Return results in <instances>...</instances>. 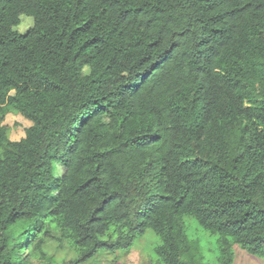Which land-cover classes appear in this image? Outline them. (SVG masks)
Wrapping results in <instances>:
<instances>
[{
    "label": "trees",
    "instance_id": "obj_1",
    "mask_svg": "<svg viewBox=\"0 0 264 264\" xmlns=\"http://www.w3.org/2000/svg\"><path fill=\"white\" fill-rule=\"evenodd\" d=\"M20 16L32 27L20 34ZM0 264H89L185 219L264 259V0H0ZM60 172L55 175V168Z\"/></svg>",
    "mask_w": 264,
    "mask_h": 264
},
{
    "label": "rangeland",
    "instance_id": "obj_2",
    "mask_svg": "<svg viewBox=\"0 0 264 264\" xmlns=\"http://www.w3.org/2000/svg\"><path fill=\"white\" fill-rule=\"evenodd\" d=\"M32 19L27 16H20V21L14 27L18 33L23 34L32 27ZM0 125L5 129L10 141H19L25 136V130L30 123L19 114L8 111ZM60 172V168H55V175ZM187 226V236L194 244L193 254L198 261L204 264H220L219 249L215 236H211L202 231L195 220L185 219ZM158 244L157 237L149 230L138 240L128 252H115L109 254L101 252L96 255L94 261L89 264H154L156 255L154 248ZM48 257L58 264L61 260L74 258V253L69 249L65 242H60L57 238L52 239L45 246ZM233 264H264V259L250 256L242 251L238 246L233 247Z\"/></svg>",
    "mask_w": 264,
    "mask_h": 264
}]
</instances>
